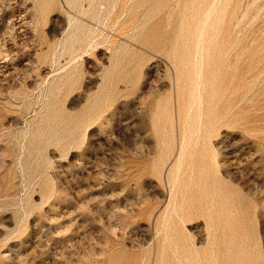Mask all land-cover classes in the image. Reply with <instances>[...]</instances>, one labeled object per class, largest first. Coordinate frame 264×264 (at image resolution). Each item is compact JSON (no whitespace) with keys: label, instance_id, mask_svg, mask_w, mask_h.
Returning <instances> with one entry per match:
<instances>
[{"label":"rangeland","instance_id":"obj_1","mask_svg":"<svg viewBox=\"0 0 264 264\" xmlns=\"http://www.w3.org/2000/svg\"><path fill=\"white\" fill-rule=\"evenodd\" d=\"M0 264H264V0H0Z\"/></svg>","mask_w":264,"mask_h":264}]
</instances>
